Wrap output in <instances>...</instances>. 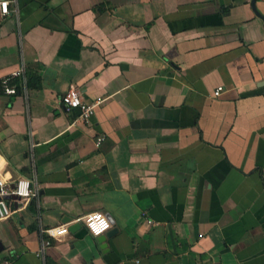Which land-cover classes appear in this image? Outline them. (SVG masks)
<instances>
[{"label": "crops", "instance_id": "1", "mask_svg": "<svg viewBox=\"0 0 264 264\" xmlns=\"http://www.w3.org/2000/svg\"><path fill=\"white\" fill-rule=\"evenodd\" d=\"M251 2L10 3L0 82L26 79L0 92V177L37 197L7 199L0 264H264V2ZM71 87L104 99L87 122L61 104ZM92 212L116 231L98 242L81 222L38 255L41 230Z\"/></svg>", "mask_w": 264, "mask_h": 264}, {"label": "built area", "instance_id": "2", "mask_svg": "<svg viewBox=\"0 0 264 264\" xmlns=\"http://www.w3.org/2000/svg\"><path fill=\"white\" fill-rule=\"evenodd\" d=\"M261 1L264 2V0ZM14 2L15 0H0V16L7 15L9 13L10 3ZM16 78L21 80V83L24 87L25 75L23 68H20L19 70L15 71L10 77L5 78L0 82V92L6 95L15 94L16 89L13 86H10L9 82ZM221 91L222 88H217L213 92V96H219ZM103 102L104 99L101 98H96L91 102L84 101L80 95V92L74 87L69 88L61 96V104L63 105L65 110L68 112H75L77 118L83 122H87L93 116L95 109ZM102 141L103 137H98L94 142L95 147H99ZM0 181H3L2 183H0V217H3V219H0V221L7 219L11 214L10 204L7 202L8 197L14 196L15 200H11V202L16 205H23L37 197V190L31 186V180H28L22 176L18 177L16 180L13 181H7L0 177ZM25 183L26 188L22 187V185ZM22 191H26L28 195H21L20 193ZM96 216H99L102 220L105 221V223L108 224V227L101 231L98 235L92 227V225H96L97 227L99 226V221L94 219V217ZM76 222H82L87 232L93 237H99L111 229V221L109 216L102 212L89 213L83 216L82 218L77 219ZM147 224H152V222L147 220ZM40 233L44 236L41 240L38 255L42 257L45 249L51 246L52 241L58 240L60 237L68 234V225L65 224L50 229H44L41 230Z\"/></svg>", "mask_w": 264, "mask_h": 264}, {"label": "water", "instance_id": "3", "mask_svg": "<svg viewBox=\"0 0 264 264\" xmlns=\"http://www.w3.org/2000/svg\"><path fill=\"white\" fill-rule=\"evenodd\" d=\"M255 1L256 0H252L251 2V6H252V9L255 10ZM7 199L9 200H15V197L14 196H11V197H8ZM71 219L70 218H65V220L63 221L64 223H68L70 222ZM111 221V220H110ZM81 228V223L80 222H76L74 224H71L68 228V231L70 233L74 232L75 230ZM116 230L112 229V230H109L107 231L105 234L101 235L98 237V242H102L104 238L108 237L111 233H114Z\"/></svg>", "mask_w": 264, "mask_h": 264}, {"label": "clouds", "instance_id": "4", "mask_svg": "<svg viewBox=\"0 0 264 264\" xmlns=\"http://www.w3.org/2000/svg\"><path fill=\"white\" fill-rule=\"evenodd\" d=\"M6 160L4 159L3 156H0V169H3V167L6 165ZM3 181H0V183H2ZM22 187L26 188V183L22 185ZM21 195L27 196L28 193L26 191H22L20 193ZM0 219H3V217H0ZM95 220L99 221V226L97 227L96 225H92V227L94 228V230L96 231V234L98 235L101 231H103L104 229H106L108 227V224L105 223L104 220H102L99 216L94 217ZM55 234V233H53Z\"/></svg>", "mask_w": 264, "mask_h": 264}, {"label": "trees", "instance_id": "5", "mask_svg": "<svg viewBox=\"0 0 264 264\" xmlns=\"http://www.w3.org/2000/svg\"><path fill=\"white\" fill-rule=\"evenodd\" d=\"M24 75H25V79H26V73H25ZM13 80H15V79H13ZM13 80H11V81L9 82V85H10V86H14V85H15L16 81H13Z\"/></svg>", "mask_w": 264, "mask_h": 264}]
</instances>
